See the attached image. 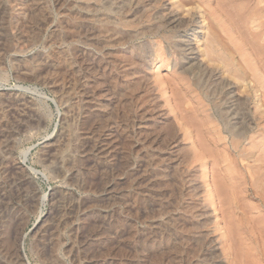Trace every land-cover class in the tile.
Listing matches in <instances>:
<instances>
[{"label": "rangeland", "instance_id": "1", "mask_svg": "<svg viewBox=\"0 0 264 264\" xmlns=\"http://www.w3.org/2000/svg\"><path fill=\"white\" fill-rule=\"evenodd\" d=\"M0 264H264V0H0Z\"/></svg>", "mask_w": 264, "mask_h": 264}, {"label": "bare ground", "instance_id": "2", "mask_svg": "<svg viewBox=\"0 0 264 264\" xmlns=\"http://www.w3.org/2000/svg\"><path fill=\"white\" fill-rule=\"evenodd\" d=\"M243 9V8H242ZM262 9V8H261ZM228 10V9H227ZM263 11V10H262ZM85 19V18H84ZM237 19V18H236ZM91 22V21H90ZM237 22V21H236ZM71 30V29H70ZM3 32V31H2ZM99 35V34H98ZM70 41V40H69ZM100 70V69H99ZM117 93V92H116ZM90 100V99H89ZM89 116V115H88ZM96 116V115H95ZM91 118V117H90ZM228 124H226V126H227ZM99 131V130H98ZM101 131V130H100ZM100 133V132H99ZM97 134V133H96ZM95 136V135H94ZM147 137V136H146ZM144 141V140H143ZM105 142V141H104ZM96 143V142H95ZM109 143V142H108ZM9 144V143H8ZM86 146V145H85ZM106 147V146H105ZM101 148V147H100ZM88 150V149H87ZM48 151V150H47ZM106 151H109V149L108 150H106ZM2 153V152H1ZM104 153V152H103ZM106 153V152H105ZM108 153V152H107ZM228 153V152H227ZM101 155H102V153H101ZM107 155V154H106ZM6 156V155H5ZM99 156V155H98ZM112 156V155H111ZM252 157V156H251ZM109 158V157H108ZM223 159V158H222ZM90 160V159H89ZM223 162H225V159H224V161ZM92 163V162H91ZM89 165V164H88ZM112 167V166H111ZM57 168V167H56ZM100 169V168H99ZM106 169V168H105ZM108 172V171H107ZM106 172V173H107ZM141 172V171H140ZM136 174V173H135ZM120 176V175H119ZM136 176V175H135ZM112 177V176H111ZM132 177V176H131ZM114 178V177H113ZM147 180V179H146ZM102 181V180H101ZM110 182V181H109ZM103 184H104V182H103ZM108 185V184H107ZM115 187V186H114ZM100 190H102V189H100ZM102 192V191H101ZM209 193V192H208ZM151 194V193H150ZM56 196V195H55ZM59 197V196H58ZM104 198V197H103ZM59 199H61V198H59ZM132 199V198H131ZM87 202V201H86ZM109 202H111V201H109ZM92 203V202H91ZM90 203V204H91ZM107 204V203H106ZM218 204V203H217ZM111 206V205H110ZM153 206V205H152ZM197 206V205H196ZM169 208V207H168ZM98 214V213H97ZM96 215V214H95ZM104 219V218H103ZM108 221V220H107ZM105 224H107V223H105ZM156 224V223H155ZM161 226V225H160ZM100 227V226H99ZM113 228V227H112ZM103 229V228H102ZM105 229V228H104ZM101 230V229H100ZM102 231V230H101ZM124 231V230H123ZM50 232V231H49ZM228 232V231H227ZM112 233V232H111ZM105 234V233H104ZM170 234V233H169ZM123 235H124V233H123ZM146 235V234H145ZM161 235V234H160ZM97 236V235H96ZM118 236V235H117ZM143 237V236H142ZM164 237V236H163ZM179 239V238H178ZM177 240V239H176ZM187 242H188V240H187ZM97 243V242H96ZM128 246V245H127ZM165 247V246H164ZM98 248V247H97ZM159 248V247H158ZM88 250V249H87ZM152 253V252H151ZM92 256V255H91ZM54 258V257H53ZM8 259V258H7ZM141 259V258H140ZM143 259V258H142ZM100 262V261H99Z\"/></svg>", "mask_w": 264, "mask_h": 264}]
</instances>
